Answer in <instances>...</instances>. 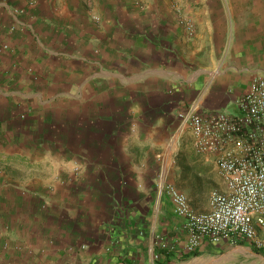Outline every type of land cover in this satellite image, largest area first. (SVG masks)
Segmentation results:
<instances>
[{"label":"crops","instance_id":"1","mask_svg":"<svg viewBox=\"0 0 264 264\" xmlns=\"http://www.w3.org/2000/svg\"><path fill=\"white\" fill-rule=\"evenodd\" d=\"M254 76L264 0H0V264H264L187 250L160 189L225 191L177 113L237 114Z\"/></svg>","mask_w":264,"mask_h":264},{"label":"built area","instance_id":"2","mask_svg":"<svg viewBox=\"0 0 264 264\" xmlns=\"http://www.w3.org/2000/svg\"><path fill=\"white\" fill-rule=\"evenodd\" d=\"M236 104L237 114L177 113L191 131L195 150L213 155L225 183V191L211 190L204 212L193 211L172 184L160 185L175 214L184 218L187 250L195 249L202 238L264 247V78L252 77Z\"/></svg>","mask_w":264,"mask_h":264},{"label":"rangeland","instance_id":"3","mask_svg":"<svg viewBox=\"0 0 264 264\" xmlns=\"http://www.w3.org/2000/svg\"><path fill=\"white\" fill-rule=\"evenodd\" d=\"M186 135H187V134H186ZM237 253H238V252H237ZM238 256H239V254H238ZM242 257H243V261H244V260H247V259H246V254H243ZM239 258H240V257H239ZM244 258H245V259H244ZM238 260H239V259H238ZM227 262H228V264H234V263H235V262H231V261H227Z\"/></svg>","mask_w":264,"mask_h":264}]
</instances>
